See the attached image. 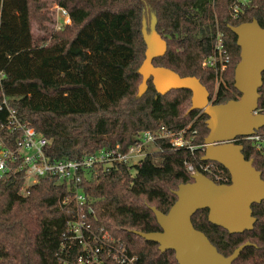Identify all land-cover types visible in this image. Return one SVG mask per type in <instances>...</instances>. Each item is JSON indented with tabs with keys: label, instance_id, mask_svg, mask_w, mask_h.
Returning <instances> with one entry per match:
<instances>
[{
	"label": "trees",
	"instance_id": "16d2710c",
	"mask_svg": "<svg viewBox=\"0 0 264 264\" xmlns=\"http://www.w3.org/2000/svg\"><path fill=\"white\" fill-rule=\"evenodd\" d=\"M50 2L65 10L71 23L49 38L43 11ZM147 7L167 42L165 56L154 59V66L197 78L214 105L241 97L234 87L240 48L230 26L255 20L264 27V0H0V106L6 100L22 123L50 141L45 154L52 161L79 160L117 146L125 152L141 133L161 128L185 130L194 146L205 144L208 117L202 111L189 113L191 91L162 96L149 80L139 96ZM34 23L46 35L35 36ZM219 33L230 61L217 86L215 70L202 64L214 54ZM262 76L258 112L264 114ZM9 115L3 106L0 138L14 149L20 134L6 131ZM258 134L264 138V128ZM241 145L264 180V155L249 141ZM155 147L138 166L116 165L109 172L98 168L83 187L94 209L90 221L95 231L122 243L138 264H178L174 251L162 254L157 244L135 232H160L152 208L167 214L178 187L193 182L186 164L198 169L208 163L202 161L204 148L191 154L174 149L168 139ZM216 166L231 184L229 172ZM23 185L24 172L8 175L1 185L0 264H60L59 256L67 258V247L73 245L67 233L72 215L61 205L72 200L71 192L56 178H41L26 191ZM252 212L254 229L243 234L231 235L211 224L208 210L198 211L192 223L225 257L251 243L234 264H264V201L254 204Z\"/></svg>",
	"mask_w": 264,
	"mask_h": 264
},
{
	"label": "water",
	"instance_id": "95a60500",
	"mask_svg": "<svg viewBox=\"0 0 264 264\" xmlns=\"http://www.w3.org/2000/svg\"><path fill=\"white\" fill-rule=\"evenodd\" d=\"M156 26L155 16L149 28L143 20L142 35L147 49L139 69L142 77L139 96L146 93L149 80L162 96L171 91H191L189 113L202 111L208 117L209 135L205 139L202 161L224 167L231 176V184H216L200 173L192 175V183L182 184L174 192L177 201L167 214L152 208L161 231L135 234L157 244L162 254L174 251L178 264H234L252 244L246 243L225 257L204 233L195 229L192 218L198 211L208 210L209 222L231 235L254 229L257 219L252 206L264 201V180L254 167V161L243 155V146L230 142L238 137L253 136L264 128V114L258 112L264 73V27L255 20L230 26L240 48L234 87L241 97L214 105L210 93L197 78H182L170 69L153 65L154 59L164 57L167 52V42L157 33Z\"/></svg>",
	"mask_w": 264,
	"mask_h": 264
},
{
	"label": "built area",
	"instance_id": "2783aa9c",
	"mask_svg": "<svg viewBox=\"0 0 264 264\" xmlns=\"http://www.w3.org/2000/svg\"><path fill=\"white\" fill-rule=\"evenodd\" d=\"M59 9L66 18V24H70L68 13L60 7ZM237 9L238 7L235 6L234 11L237 12ZM214 50V54L203 62L202 67L215 70L218 86L220 76L230 61L229 56L225 53V44L221 33L217 35ZM3 106L8 109L10 114L9 123L5 127L6 131L10 135L20 134V138L14 149L8 148L0 138V189L8 175H19L24 172V185L21 191H26L41 178L48 177L56 178L59 183L66 184L71 192L72 200L62 201L61 205L65 206L63 209L72 215L71 220L67 223V233L73 245L67 247V258L59 256V263L104 264L106 260H109L115 264H138L137 257L131 255L122 243L112 239L107 233L94 230L90 218L94 217L95 213L85 194L84 179L89 178L94 171L101 167L109 172L116 165L133 167L142 164L149 154L148 147L155 146L158 141L163 139H168L174 149H186L191 154H194L198 148L205 149L206 145L194 146L193 138L185 137V130L171 132L161 128L156 132L141 133L136 138L135 144L125 152L117 146L114 149L98 151L79 160L52 161L45 154V149L50 141L28 124L22 123L8 107L6 100ZM3 106H0V110H3ZM243 141L251 142L255 149L264 155V138L261 135L256 133L253 136L238 137L230 143L241 145ZM207 163L200 165L198 169L192 164H186V168L191 176L200 173L206 177H213L215 181L223 183L222 185H228L226 184L228 179L221 174L216 166L217 163ZM71 207H73L72 211ZM75 247L77 249H74Z\"/></svg>",
	"mask_w": 264,
	"mask_h": 264
},
{
	"label": "rangeland",
	"instance_id": "374dc122",
	"mask_svg": "<svg viewBox=\"0 0 264 264\" xmlns=\"http://www.w3.org/2000/svg\"><path fill=\"white\" fill-rule=\"evenodd\" d=\"M146 11H147V16L145 20L149 28L152 17L154 15L151 13L149 7H147ZM43 13L47 18V20L44 22V26L47 28V33L49 35V38L52 36V34L63 30V28L66 25H69L66 24V18L63 16L62 11L59 9L58 5L54 2H50L48 7L43 11ZM33 25H34L35 36L38 37V36L46 35L45 33H43V31L40 30V28L36 23H34ZM147 150L151 154L156 152L157 148L155 146H149Z\"/></svg>",
	"mask_w": 264,
	"mask_h": 264
}]
</instances>
